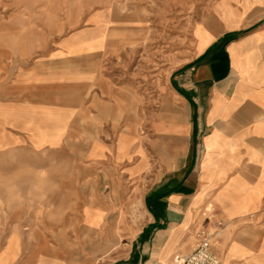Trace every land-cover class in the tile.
<instances>
[{"label": "crops", "instance_id": "obj_1", "mask_svg": "<svg viewBox=\"0 0 264 264\" xmlns=\"http://www.w3.org/2000/svg\"><path fill=\"white\" fill-rule=\"evenodd\" d=\"M194 41L169 92L153 99L148 141L140 126L110 123L100 132L120 133L114 141L78 152L76 164L89 166L101 187L88 194V221L75 227L81 238L50 248L0 215V264H170L193 250L201 231H218L213 250L222 264H264V0L220 1ZM44 49L27 65L0 59V149L32 148L50 127L64 133V63L78 52ZM135 199L145 220L114 249V215Z\"/></svg>", "mask_w": 264, "mask_h": 264}, {"label": "rangeland", "instance_id": "obj_2", "mask_svg": "<svg viewBox=\"0 0 264 264\" xmlns=\"http://www.w3.org/2000/svg\"><path fill=\"white\" fill-rule=\"evenodd\" d=\"M220 1H0L1 60L27 65L52 46L78 52L64 63L66 108L59 141L41 142L38 134L32 148L0 149V215L7 223L27 226L25 232L34 240L46 237L50 248L57 239L71 245L80 237L74 230L88 221L83 212L88 194L101 187L89 166L76 164L78 152L109 136L114 141L120 133L100 132L110 123L119 131L140 126L139 136L148 141L154 97L169 92L171 72L191 57L198 24ZM228 1L236 7L253 2ZM96 39L101 48L75 49ZM92 94L101 101H90ZM106 104L112 110L106 111ZM138 115L143 122L137 125ZM127 120L129 127L120 129ZM52 129L42 134L54 135ZM92 129L99 132L90 133ZM114 216L115 249L136 236L145 216L136 199Z\"/></svg>", "mask_w": 264, "mask_h": 264}, {"label": "built area", "instance_id": "obj_3", "mask_svg": "<svg viewBox=\"0 0 264 264\" xmlns=\"http://www.w3.org/2000/svg\"><path fill=\"white\" fill-rule=\"evenodd\" d=\"M218 231H201L190 253H176L170 264H222L213 250Z\"/></svg>", "mask_w": 264, "mask_h": 264}, {"label": "bare ground", "instance_id": "obj_4", "mask_svg": "<svg viewBox=\"0 0 264 264\" xmlns=\"http://www.w3.org/2000/svg\"><path fill=\"white\" fill-rule=\"evenodd\" d=\"M101 46H102L101 40L96 39L93 41H89L87 43H79L77 48H75V49L88 51V50H95V49L101 48ZM58 136H59L58 134H54L51 136H48L47 134H41L39 139L41 142L48 140L50 138H51V140L53 139V141H55L58 138Z\"/></svg>", "mask_w": 264, "mask_h": 264}]
</instances>
